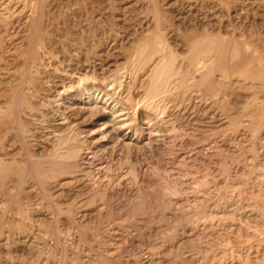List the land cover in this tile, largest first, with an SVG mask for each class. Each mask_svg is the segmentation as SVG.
<instances>
[{
  "label": "rangeland",
  "instance_id": "obj_1",
  "mask_svg": "<svg viewBox=\"0 0 264 264\" xmlns=\"http://www.w3.org/2000/svg\"><path fill=\"white\" fill-rule=\"evenodd\" d=\"M147 42L153 59L132 74L143 97L125 101L136 113L126 132L144 134V111L166 125L131 157L105 125L112 117L70 103L110 88L101 70L117 55L129 83ZM237 44L264 65V0H0V264H264V69L254 65L248 80L218 71ZM201 49L219 55L197 86ZM203 54L199 66L211 63ZM158 60L184 62L174 100L143 93ZM194 105L192 121H180ZM60 132L100 145V179L113 180L117 198L88 201L76 173L36 177L30 154Z\"/></svg>",
  "mask_w": 264,
  "mask_h": 264
},
{
  "label": "bare ground",
  "instance_id": "obj_2",
  "mask_svg": "<svg viewBox=\"0 0 264 264\" xmlns=\"http://www.w3.org/2000/svg\"><path fill=\"white\" fill-rule=\"evenodd\" d=\"M12 1L13 0H6L7 3H11ZM208 37H206L205 39L207 40ZM198 39H200V38H198ZM203 39L204 38H202V41H204ZM238 44H237V46H234L232 49H230L228 51V54H227L225 61L219 62L220 63V64H218L219 69H217V70L223 71L224 73L230 74V75L234 74V73L236 74V72L242 73L245 77V80H248L249 78H251V76L255 70L254 65H257L262 70L264 69V65L261 64L260 60L257 61L256 57L255 58L252 57V55L250 53V49H252V48H250V46H248L247 44L246 45H244V44L238 45ZM141 45H139V47L140 46L141 47H140V50L138 49L139 52L137 53V56L133 57V59L131 57V66H132L131 68L132 69L130 70L131 75L128 77L130 79L129 83L126 82L127 81L126 76H122V73H121L122 72L121 70L124 69L123 67L125 65H127L128 62L126 61L124 56L117 55L113 60H111V59L106 60V63H105L106 66L104 65L105 69L103 67L101 70L102 71L101 75L104 78V81L110 84V88L106 89V90L101 89V88H95V89L92 88L93 90L88 91L83 96L77 97V99H74L72 101V103H70L72 108L76 109V111H78V112H84V113L92 114V115L101 114V115H105L107 118H108V116L112 117L111 120H108L105 123V125H109V124L111 125V130L109 132L112 134L113 140L116 141L117 145L122 146V150L126 151L127 156L137 154L138 150L141 149V145H139L140 142H143L144 145H151L152 144L151 140L155 136H160V135L162 136V133L165 131V125H166V121H164V119H165L164 114L160 118L154 119V118H152V114L150 112L144 111L143 116L147 122L146 123L147 127L142 128L143 131H145L144 134H142V135L139 134L138 136L135 135V138H129L128 132H126V129L130 127L131 121L132 122L136 121L135 116H134L136 113H134V115H133V113H131L130 109H132V106H130V107H129V105L127 106V102L129 100L138 101V99L140 98V95H141V97H143L142 92H140L139 90H136V91L132 90L133 87L131 85H133V84L136 85V81L134 80L135 76L133 77L132 74L137 73L138 68L143 66V63H145L148 59H153V50L154 49H153V47L150 46V43L147 42V43H143ZM154 48H155V46H154ZM156 51H158V50H156ZM203 52L209 53V58H210L209 62H211V61L215 62L216 59L218 60V55H219L218 53L215 52L214 49L209 50V52H208V50L205 51L204 49L198 50V52H196L193 60H194V64L197 65V71L196 72H198V74L195 75L196 74V72H195L194 76L192 75V80H193V84H196L197 86L201 85L204 82L205 77L207 76L206 71H205L206 67L213 66V68L215 69V67H214L215 64H213L212 62L210 64L208 63L209 65H206V66L205 65L199 66V64H200L199 60L201 59V56L205 55V54H203ZM221 54H223L222 51H221ZM221 57H222V55H221ZM203 63H205V62L203 61ZM151 64L152 65H150V67L148 68V74H147L146 78H143V79L141 78L142 79L141 80V87H143L145 89V92H143V93L145 94L146 97H150L151 95L155 96V94L157 95L159 93H162V94L167 93L170 95L168 100L169 101L174 100V99H172L174 96L173 94L178 89V87L180 86L179 81L181 79L180 75L183 72L184 62L182 64L181 63L176 64V63H174V61L162 62V61L158 60L155 63H151ZM218 66H217V68H218ZM185 67L187 68L188 66H185ZM184 70H186V69H184ZM207 72H209V71H207ZM210 72H211V70H210ZM87 73H89V72H87ZM211 76L212 75H210V77ZM212 77H214V76H212ZM120 79H123L122 82L120 81ZM218 82H219V80H218ZM238 82H239V80H238ZM126 83H127V85H126ZM189 83H190V81H189ZM213 83L215 84V82H213ZM248 84H252V82L248 83ZM65 86L66 85L63 84V85H61V88L64 90ZM186 86H187V84H186ZM204 86H205V84H204ZM237 86H238V84H237ZM240 86H243V83ZM226 87H228V86H226ZM170 92H173V94ZM57 96L59 97L58 101L62 100L61 92H59ZM190 97H191V95H190ZM187 100H191V98L187 99ZM125 101H127V102H125ZM138 105H139V102H136L134 112H135V110H136V112L141 111L140 106H138ZM195 106L196 105H194V108H190L189 106H187V107H184L183 109L179 110L177 112V117L179 118V120L180 121L184 120V121H187L188 123L190 121H192V119H193L192 115H193L194 110H199V108H200L199 106H197V107H195ZM67 108H68V106H67ZM203 108H204V106H203ZM69 109H70V107H69ZM215 112H217V111H215ZM173 116H175V115L173 114ZM59 121H61V123L59 122V125H57L56 127L59 129H63V127L65 126L63 124L66 121L65 116L62 117ZM215 123H217V122H215ZM64 132H60L58 134H55L56 139L54 140L52 147H50V148L45 147L44 149H41L38 153L36 152V154H30V156H29V160L31 161L30 164L33 167V171L35 170V172H36L35 173L36 177L39 178V180L43 182V181L50 179V178H56L57 176H59L62 173L63 174L64 173L65 174L66 173H74V174L76 173L72 179V180H75L74 184L82 186L83 188L90 190L93 193L88 201L97 202L99 199L103 202L104 201L107 202V200L112 201L114 198H117V193H115L114 190L112 189V186L114 185L113 180H109L108 183H104V181L101 180L102 179L101 178L102 168L100 166L102 165L101 158H102V155H104V154L99 149L100 145L99 146L96 145V146L85 147L84 142H81L80 140H78L76 138L72 139L68 134H65ZM110 133H109V135H110ZM134 134H138L137 131ZM126 139H129L131 142L130 143H128V141L126 142ZM42 145H44V144H42ZM115 147H114V151H115ZM138 156H139V153H138ZM31 165H28V167ZM26 169H28V168H26ZM21 175H22V173H21ZM33 175H34V173H33ZM96 175H99V177L95 178ZM34 177H35V175H34ZM89 177H91V178H89ZM166 188L168 190H171L172 192H174L171 189V187L167 186ZM156 196H158V195H156V194L153 195V198H155ZM144 198H145V196H144ZM156 199H158V198H156ZM138 206H141L140 208H142L143 203H139ZM123 207L125 208V210H129L130 205L124 204L122 206V208ZM154 247H156V246H154Z\"/></svg>",
  "mask_w": 264,
  "mask_h": 264
}]
</instances>
